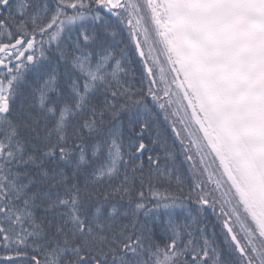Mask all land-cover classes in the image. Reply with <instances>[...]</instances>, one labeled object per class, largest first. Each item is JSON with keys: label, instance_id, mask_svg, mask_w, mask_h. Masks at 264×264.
Segmentation results:
<instances>
[{"label": "snow or ice", "instance_id": "snow-or-ice-1", "mask_svg": "<svg viewBox=\"0 0 264 264\" xmlns=\"http://www.w3.org/2000/svg\"><path fill=\"white\" fill-rule=\"evenodd\" d=\"M0 264H264V0H0Z\"/></svg>", "mask_w": 264, "mask_h": 264}]
</instances>
